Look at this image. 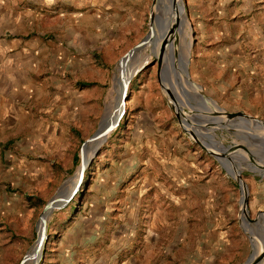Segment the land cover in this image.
Instances as JSON below:
<instances>
[{
  "label": "rangeland",
  "instance_id": "374dc122",
  "mask_svg": "<svg viewBox=\"0 0 264 264\" xmlns=\"http://www.w3.org/2000/svg\"><path fill=\"white\" fill-rule=\"evenodd\" d=\"M30 2L25 10H34ZM99 2L43 0L42 6L37 7L42 15L40 29H44L45 47L32 75L36 85L43 86L45 94L29 107L25 103L23 109L34 111L42 107L47 113L49 107L55 106V102L52 105L50 102L57 91H52L50 83L69 75L72 55L70 59L61 53L53 55L50 45L61 42L62 32L82 14L89 16L86 36L98 37L99 43L92 44L93 51L85 57L75 59V68L85 67L87 71L85 78L78 73L75 76L78 80L96 82L99 72L105 71L101 84L103 98L97 106L86 105L84 101L77 103L76 120L69 121L76 130L75 144L60 158H40L42 169L30 164L19 174L16 169L12 170V177L17 174L15 177L20 180L6 188L13 199L12 208L7 214L0 207V228L5 222L18 223L24 215L33 216L30 226L22 223L24 228L18 226L14 231L11 224L6 230L0 229V264H21L28 255L26 262L30 260L45 205L61 189H74L82 144L120 103L117 97L122 85L121 58L149 33L152 0H148L141 17L117 8L112 10L115 15L107 16ZM180 2L184 6L183 10L180 6V17L185 12L186 25L180 24L177 34L184 27L185 33L189 30L191 47L186 61L181 56L177 65L171 62V67L165 61L167 88L179 97L189 124L208 138L213 136L216 146L243 143L255 158L264 160V148L259 140L251 138L264 136L263 129L240 120L224 122L222 114V111L241 112L264 122V0ZM170 16L171 19H164L168 29L175 24V16ZM36 33L31 29L24 32L27 39ZM181 40L180 50L185 53L188 39ZM153 54L151 49H144L128 62L127 73L132 71V75L124 114L87 165L77 194L48 218L46 243L37 264H244L252 258L254 244L259 249L256 257L264 252V171H249L242 157L243 150L229 153L231 163L240 167L238 170L248 188V218L258 221V224H241L238 183L180 127L158 83ZM199 97L207 100L206 109L199 105ZM18 134L10 128L0 136L1 145L6 143L5 148L10 147ZM91 149L93 146L89 143L86 153ZM74 154L79 157L76 166L71 164ZM125 161L137 166L132 175L130 171L123 174L118 168ZM108 176L125 177L123 187H117L116 198L121 189L131 190L133 182H136L133 190L139 189L141 195L123 194L125 217L108 218L105 227L112 229L109 233L116 237L114 241L108 237L106 244L112 241L108 250L94 251L86 245L83 250L82 244L69 256V251L59 249L60 244L65 241L69 247L80 245L83 237H75V233L79 225L83 230L84 221H89L92 185L97 178ZM115 196L110 202L113 211ZM92 221L99 225L98 219ZM116 224L120 233L117 235L113 226ZM67 231L73 235L67 236ZM259 264H264V259Z\"/></svg>",
  "mask_w": 264,
  "mask_h": 264
},
{
  "label": "crops",
  "instance_id": "0c3cea01",
  "mask_svg": "<svg viewBox=\"0 0 264 264\" xmlns=\"http://www.w3.org/2000/svg\"><path fill=\"white\" fill-rule=\"evenodd\" d=\"M42 1L0 0V136L5 135L10 128L15 129L16 133H20L15 137L16 140L10 147L5 148L6 143L2 145L0 143V207L5 209L2 213L7 214H10L13 199L6 193V188L20 180L15 176L30 164L35 165V168L42 169L44 165L40 158H60L62 153H66L68 149L74 146L76 130L69 121L75 122L76 120L77 103L84 101L86 105L97 106L103 98L101 84L106 77L105 71L99 72V80L96 82L85 79L78 80L75 76L78 73L82 78H85L87 74L85 67L81 70L75 68V59L85 57L93 51L92 44L99 43L98 37L96 39L86 36L85 31L88 28L86 21H88L89 16L82 14L71 21L70 28L62 32L61 42L58 44L51 43L52 45L48 43L53 55L61 53L64 58L72 55L71 63L69 62L70 67L67 70L69 75L61 80L56 78L50 83L52 91H57L53 96L54 99L50 102L51 105L55 102V106L49 107L47 113L42 107L36 108L34 111L23 109L25 103L29 104V107L30 103H36L45 94L43 86L36 85L37 82L33 79L35 76L32 75L35 73L36 63L44 55L43 47L45 44L42 42L44 29H40L42 15L37 12V7L42 6ZM28 2L34 4V10L24 9ZM147 2L148 0H101L99 3L106 10L107 16L111 15L112 10L117 8V10L124 12L133 11L135 16L141 17L146 11ZM29 29L35 30L37 33L35 37L27 39L24 32ZM29 74H31V80H29ZM78 83H95V85L81 87L78 86ZM37 103L42 105V101ZM74 156L75 154L72 157V165H74ZM133 164V162L125 161L123 165H118V168L122 170L123 174L130 171L129 174L132 175L133 170L137 168ZM13 169L17 170L14 177H12ZM124 176H108L97 178L94 181L91 189L93 192L91 202L93 203L89 206L88 211L89 221L87 223L84 221L83 230H80L82 225H79L78 233H75V237H83L79 242L80 245L75 246L71 243L72 246L69 247V244L63 241L59 249H63L65 253L69 251L67 254L70 256L71 251H75L76 247H81L82 244L84 245L83 250H85L86 245L94 251L99 250V248L108 250L109 246H112V241L116 237L111 236L110 229L107 230L105 227L108 218L120 220L125 217L126 211L124 210V203H122L123 194L132 192V196L141 195L139 189L133 190V186L136 185V182H133L131 190L121 189L119 198H116L117 189L120 186L123 187ZM114 194H116L114 198L116 209L113 211L110 202ZM32 216V214L24 215L14 225L5 222L0 229L6 230L11 224L14 231L18 226L24 228L21 225L25 223L30 226ZM130 216L133 217L134 213L132 212ZM93 218L98 219L99 225L98 223L95 225L92 221ZM113 226L116 229L114 233L120 234L117 224ZM69 233L67 231L66 234L71 237L73 234ZM109 236L112 241L107 245Z\"/></svg>",
  "mask_w": 264,
  "mask_h": 264
},
{
  "label": "water",
  "instance_id": "95a60500",
  "mask_svg": "<svg viewBox=\"0 0 264 264\" xmlns=\"http://www.w3.org/2000/svg\"><path fill=\"white\" fill-rule=\"evenodd\" d=\"M177 1L178 0H169L170 3V9L174 13L175 16V24L174 26L169 29L168 32H164L160 35V44L158 48V52L156 54H153V56L156 59L157 64V79L158 83L161 87L162 92L164 93L165 97L167 98L171 108L174 111L175 116L178 119L179 125L182 128V130L187 133L190 138L197 143L201 148L205 149L211 156H213L218 163L221 165L223 169L238 183L239 189L241 191V199H240V222L241 224L247 225L248 223H255L258 224L257 219H249L248 213H247V202H248V188L242 179L240 172L238 168L235 167L231 163V160L229 158V153L235 152L238 150L242 153V150L245 152V154H242L243 160L246 162V167L249 171H264V160L257 159L254 157V155L248 150V148L243 143H236L232 142L231 145L227 147L223 146H216L212 139L213 136H209V138L206 135H203L198 129L193 127L189 124L187 117L185 115V110L182 107V103L180 102L179 97L173 92L170 91L167 88L166 85V79H165V52L167 51V47L169 46L170 40L176 37L181 20L179 16V10L177 9ZM182 2V1H181ZM158 0H152L151 2V10H150V17H149V33L148 35L135 47H133L126 55H124L119 63V68H122V64H124L123 72L126 76L125 79L122 81L120 93L118 94L117 100H120V103L115 105L113 113L110 117V120L104 124L102 122L100 124L99 129L96 131V133L87 141H85L80 149V166L77 174V184L74 187L73 190L68 191H62V189L57 193V195L48 202L43 211L40 214L39 217V234H38V240H37V249L39 252L37 254L42 256V253L44 251V246L46 243V232H47V220L55 210H59L64 208L77 194L79 191L80 185L82 183L83 174L84 171L89 164L90 160L98 153L99 149V140L105 141V139L110 135L118 126V123L124 114V107H125V99H126V93H127V87L129 78L132 75V71L127 73V64L129 61H131L134 56L141 52L144 49H151L153 51V48L156 44V40H158V36H156V30L159 29L161 26L159 18L155 15V8L157 7ZM182 10L184 9L183 3H181ZM185 11V10H184ZM151 43L153 47L151 48V45L147 47V45ZM138 70H136L137 72ZM185 94L189 95L187 91H184ZM207 100L203 97H199V105L206 109ZM221 110V109H219ZM220 112V111H219ZM223 116L225 117V121H234V120H240L247 124H255L259 127V129H263L264 131V122L253 118L249 115H246L241 112L237 113H227L222 111ZM104 121V120H103ZM224 122L222 127H224ZM104 124V125H103ZM257 127V128H258ZM254 140H259L260 145L264 148V136L262 137H255L251 136ZM95 142L96 146L92 149V156L89 158L87 157V145L89 143ZM263 217V216H262ZM34 250V249H33ZM29 257L26 256L21 264H24ZM40 259V258H39ZM38 259V260H39ZM264 259V252L261 253L255 260L249 261V259L244 264H259ZM38 260L35 261L34 264L38 263Z\"/></svg>",
  "mask_w": 264,
  "mask_h": 264
},
{
  "label": "bare ground",
  "instance_id": "6f19581e",
  "mask_svg": "<svg viewBox=\"0 0 264 264\" xmlns=\"http://www.w3.org/2000/svg\"><path fill=\"white\" fill-rule=\"evenodd\" d=\"M170 5L169 3V0H158V3H157V7L155 8V15L156 17L159 18V21H160V24L161 26L159 27L158 30H156V36H158V40H156V44L153 48V53L156 54L158 52V48H159V44H160V35L163 34L164 32H168L169 29L166 25V23H164V19L166 18L168 20V18L170 17L171 19V16L170 15H174V13L171 11L170 9ZM181 2L180 0L177 1V9L179 10V16H180V6H181ZM169 15V16H168ZM180 20H181V24H185L186 25V17H185V12L182 13V16L180 17ZM171 22V20H170ZM169 22V24H170ZM172 23V22H171ZM182 25V26H183ZM174 26V23H172V25L170 26V29ZM185 29L182 28V30H180V34H177L176 37H174L173 39L170 40V43H169V46L167 47V51L165 52V57L170 59L169 61H167L168 59H166L165 61L167 62V65L169 67H171V62L172 63H175V65L178 64V60L181 58V56H185L183 57L185 59V61L187 60L186 57H187V53L189 52V49L191 47V41H190V32L189 30L186 31V33L183 31ZM181 37H180V36ZM186 38V40L188 39V41L185 42V45H186V52L184 53L183 51L180 50V48L182 47L180 42L182 41L181 39ZM181 40V41H180ZM149 45H151V43H149L147 45V47H149ZM153 47V45H151V48ZM157 51V52H156ZM191 51V50H190ZM128 65V64H127ZM179 66V65H178ZM123 67H124V64L122 65V68H121V71L123 72ZM183 70L185 71V68H183ZM121 72V73H122ZM183 75V74H182ZM186 75V74H185ZM125 75H124V72L122 73V81L125 79ZM130 79V78H129ZM197 91V89H196ZM198 92V91H197ZM120 102V101H119ZM214 104V102H212ZM118 104V103H117ZM214 106V105H213ZM216 108V107H215ZM111 117V116H110ZM110 117H108L107 119H105L103 122L104 124H106L109 120H110ZM103 124V125H104ZM256 127H258L256 125ZM259 128V127H258ZM104 141H101L99 140V143L98 145H101ZM96 143L93 142L92 143V146H96L95 145ZM92 154V149L89 151V153H87V157L89 158ZM74 183V182H73ZM73 190V189H72ZM62 191H68L67 187L63 188ZM250 230V229H249ZM257 244H254V252L252 253V258L249 260V261H252V260H255L257 257H256V254L258 252L259 249H257L256 246ZM38 247H36L33 252H32V256L30 258V260L28 262H26V264H34L35 261H37L40 257L39 254H37L39 252V250L37 249ZM260 248V247H259Z\"/></svg>",
  "mask_w": 264,
  "mask_h": 264
},
{
  "label": "trees",
  "instance_id": "16d2710c",
  "mask_svg": "<svg viewBox=\"0 0 264 264\" xmlns=\"http://www.w3.org/2000/svg\"><path fill=\"white\" fill-rule=\"evenodd\" d=\"M95 83H78V86L87 87V86H94ZM79 163V157L77 155L73 158V164L76 166Z\"/></svg>",
  "mask_w": 264,
  "mask_h": 264
}]
</instances>
